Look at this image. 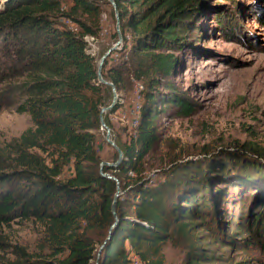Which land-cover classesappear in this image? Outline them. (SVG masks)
<instances>
[{
    "label": "trees",
    "instance_id": "obj_1",
    "mask_svg": "<svg viewBox=\"0 0 264 264\" xmlns=\"http://www.w3.org/2000/svg\"><path fill=\"white\" fill-rule=\"evenodd\" d=\"M2 1L0 110L15 108L28 114L31 126L0 155V228L18 220L39 223L54 258L34 260L36 256L17 248L15 264H133L134 257L142 264H164V245L177 237L188 238L195 227L190 219L203 210L214 218L216 204L207 193L209 173L223 178L226 168L210 165L211 172L206 173L204 168L195 172L197 164L182 165L155 184L142 177L145 160L158 140L160 78L175 70L176 59L168 52L193 40L206 0H114L123 41L132 46L130 59L117 67L108 68L106 60L103 78L114 84L117 93L127 92L131 76L143 81L146 89L129 141L113 139L123 152L122 162L103 169L97 141L106 105L102 93L107 88L99 82V61L85 41L86 36L99 34L100 1L69 0L68 11L62 0ZM79 15L87 16V21H79ZM61 19L76 23L78 31L62 25ZM162 102L180 109L185 117L194 109L175 92L164 95ZM116 111L115 107L110 113ZM104 121L112 131L109 117ZM241 152L251 154L246 146ZM117 160L116 152L113 162ZM243 167L264 177V165L256 161L244 160ZM104 174L119 181V197L117 182ZM255 189L264 193V187ZM213 193L219 194V189ZM113 203L118 218L114 228ZM260 208L251 220L256 228L264 222V201ZM3 246L0 239V250ZM203 260L212 262L213 257L190 252L186 264Z\"/></svg>",
    "mask_w": 264,
    "mask_h": 264
},
{
    "label": "rangeland",
    "instance_id": "obj_2",
    "mask_svg": "<svg viewBox=\"0 0 264 264\" xmlns=\"http://www.w3.org/2000/svg\"><path fill=\"white\" fill-rule=\"evenodd\" d=\"M99 1L102 9L99 34L88 45L98 61L119 41L114 9L106 0ZM3 2L0 0V4ZM205 2L193 40L180 50L168 52L176 59L175 70L170 77L160 78L156 104L159 114L155 120L158 140L145 160L142 177L155 184L182 165L197 164L195 172L201 168L207 170L210 165L226 166L223 178L210 168L206 171L211 172V189L207 193L216 204V212H211L214 218L206 216L209 211L203 210L190 219L189 223L195 224L190 236L177 237L164 245V264H186L190 252L213 257L212 262L203 260L201 264H264V222L256 228L257 224L251 221L252 216L261 212L264 193H257L255 187H264V177L254 168L243 167L244 160L264 165V0ZM62 3L64 11H68L70 1L62 0ZM76 18L87 21V16ZM60 23L66 26L63 19ZM74 27L77 32L76 23ZM131 46L129 43L125 46L122 41L108 57V68L117 67L122 60L128 61ZM127 84V92L117 93V103L103 114L109 117L113 127L111 139L122 143L132 135L140 116L141 92L146 89L143 81L132 76ZM105 87L102 97L104 107H109L114 93L111 87ZM174 92L193 106L190 116H182L180 109L162 102L164 95ZM115 107L117 111L111 114ZM30 126L28 114H19L15 108L1 109L0 155L3 156L5 146ZM106 136V131L101 129L97 148L103 162L113 164L117 151ZM242 146L256 156L243 154ZM216 189H219L217 195L213 193ZM0 239L4 242L0 264H15L19 258L14 252L17 248L36 256L34 260L41 256L54 261L49 256L53 250L44 229L35 221L18 220L0 228Z\"/></svg>",
    "mask_w": 264,
    "mask_h": 264
},
{
    "label": "water",
    "instance_id": "obj_3",
    "mask_svg": "<svg viewBox=\"0 0 264 264\" xmlns=\"http://www.w3.org/2000/svg\"><path fill=\"white\" fill-rule=\"evenodd\" d=\"M109 1V3L112 5L113 9H114V14H115V19H116V26H117V32H118V36H119V41L116 43L115 46H113L112 48H110L104 55L101 56L100 60H99V63H98V79H99V82L105 86H108V87H111V89L113 90V93H114V99H113V102L112 104L109 106V107H104L102 108V114H101V126H102V130H105L106 131V140L107 142L113 146L117 153H118V160L113 163V164H110V163H107V162H102L101 163V168L103 169L105 166H113V167H116L118 166L122 160H123V152L122 150L116 145V143L111 139L110 137V129L109 127L107 126V124L105 123L104 121V116L103 114L112 109L113 106L117 103V90H116V87L114 86L113 83L111 82H108L107 80H105L103 78V75H102V72H103V67L105 65V62L106 60L108 59V57L118 48V46L122 43L123 41V36L121 34V31H120V16H119V12H118V9H117V4L114 0H107ZM104 176L108 177L109 179H112L114 181L117 182V185H118V192L116 194V197H119L120 193H121V190H120V187H119V181L113 177V176H110L108 174H104ZM112 211L115 215V219H116V223L115 225L113 226L116 227L118 225V218L116 216V205L115 203H113V206H112ZM104 247V245L100 248V251L102 250V248ZM100 255V253H99ZM98 264V263H97Z\"/></svg>",
    "mask_w": 264,
    "mask_h": 264
},
{
    "label": "bare ground",
    "instance_id": "obj_4",
    "mask_svg": "<svg viewBox=\"0 0 264 264\" xmlns=\"http://www.w3.org/2000/svg\"><path fill=\"white\" fill-rule=\"evenodd\" d=\"M69 29H70V28H69ZM70 30L74 31L73 29H70ZM94 39H95V38H94V37H91V36H86V37H85V41L87 42L88 45H91L90 42L93 41ZM152 182H153V181H152ZM133 264H141L139 258L134 257V258H133Z\"/></svg>",
    "mask_w": 264,
    "mask_h": 264
},
{
    "label": "built area",
    "instance_id": "obj_5",
    "mask_svg": "<svg viewBox=\"0 0 264 264\" xmlns=\"http://www.w3.org/2000/svg\"><path fill=\"white\" fill-rule=\"evenodd\" d=\"M63 22L66 24V26L68 28L73 29V30H76V28L74 27V22L71 21L70 19H63Z\"/></svg>",
    "mask_w": 264,
    "mask_h": 264
}]
</instances>
